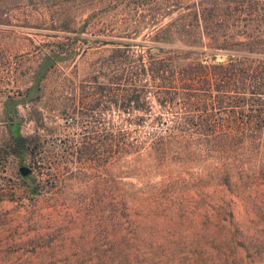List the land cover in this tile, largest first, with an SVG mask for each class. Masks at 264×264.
Returning a JSON list of instances; mask_svg holds the SVG:
<instances>
[{
	"label": "trees",
	"instance_id": "16d2710c",
	"mask_svg": "<svg viewBox=\"0 0 264 264\" xmlns=\"http://www.w3.org/2000/svg\"><path fill=\"white\" fill-rule=\"evenodd\" d=\"M22 1L39 6L58 39L11 106L42 99L59 67L56 118L79 139L60 141L58 162L112 170L140 156L186 174L205 168L227 188L264 182V0H0V26ZM90 49L97 58L80 67ZM8 128L21 163L48 157L38 135L22 136L15 120ZM19 179L38 194L32 176Z\"/></svg>",
	"mask_w": 264,
	"mask_h": 264
},
{
	"label": "rangeland",
	"instance_id": "374dc122",
	"mask_svg": "<svg viewBox=\"0 0 264 264\" xmlns=\"http://www.w3.org/2000/svg\"><path fill=\"white\" fill-rule=\"evenodd\" d=\"M8 18L0 26V264H264V182L244 187L234 179L227 188L205 168L186 174L140 156L112 170L101 162L54 159L60 141L79 139L56 118V103L64 99L59 67L45 96L32 103L37 113L32 105H11L23 102L57 33L36 4L19 2ZM96 58L90 49L78 62L86 68ZM72 70L69 63L66 72ZM71 92L64 93L67 100ZM10 120L22 136L38 135L48 157L21 163L12 156ZM53 162L59 165L49 171ZM21 167L35 179L37 195L19 179Z\"/></svg>",
	"mask_w": 264,
	"mask_h": 264
},
{
	"label": "water",
	"instance_id": "95a60500",
	"mask_svg": "<svg viewBox=\"0 0 264 264\" xmlns=\"http://www.w3.org/2000/svg\"><path fill=\"white\" fill-rule=\"evenodd\" d=\"M19 172L21 174V176L25 177L26 175H28L30 172H29V169L25 168V167H21L19 169Z\"/></svg>",
	"mask_w": 264,
	"mask_h": 264
}]
</instances>
